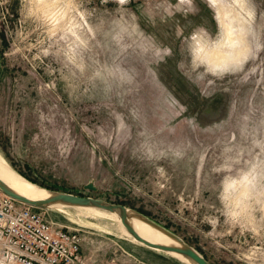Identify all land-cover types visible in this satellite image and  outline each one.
<instances>
[{
	"label": "rangeland",
	"instance_id": "rangeland-1",
	"mask_svg": "<svg viewBox=\"0 0 264 264\" xmlns=\"http://www.w3.org/2000/svg\"><path fill=\"white\" fill-rule=\"evenodd\" d=\"M40 1L0 0L3 161L38 187L130 208L209 264H264V0H195V15L178 0ZM218 11L244 41L215 77L192 71L180 27L215 36ZM153 40L173 56L158 62ZM42 214L78 231L86 264H183L110 217Z\"/></svg>",
	"mask_w": 264,
	"mask_h": 264
},
{
	"label": "built area",
	"instance_id": "built-area-1",
	"mask_svg": "<svg viewBox=\"0 0 264 264\" xmlns=\"http://www.w3.org/2000/svg\"><path fill=\"white\" fill-rule=\"evenodd\" d=\"M0 191V264H86L81 238Z\"/></svg>",
	"mask_w": 264,
	"mask_h": 264
},
{
	"label": "clouds",
	"instance_id": "clouds-1",
	"mask_svg": "<svg viewBox=\"0 0 264 264\" xmlns=\"http://www.w3.org/2000/svg\"><path fill=\"white\" fill-rule=\"evenodd\" d=\"M179 4L186 6V15H195L198 12L195 0H178ZM214 5L216 0H207ZM175 15V13H173ZM213 19H217L214 14ZM226 25L223 30L217 25V35L213 36L209 29L203 25L194 26L185 34L180 27L189 65L193 72L220 77L234 70L243 58L244 29L239 21L225 17ZM151 51L158 58V62H166L173 56L171 46L153 40Z\"/></svg>",
	"mask_w": 264,
	"mask_h": 264
},
{
	"label": "water",
	"instance_id": "water-1",
	"mask_svg": "<svg viewBox=\"0 0 264 264\" xmlns=\"http://www.w3.org/2000/svg\"><path fill=\"white\" fill-rule=\"evenodd\" d=\"M87 189H93V188L91 186H87ZM45 190H47L51 194L48 198L44 200L32 201V200H27L13 193L2 182H0V191L4 193L6 196L10 197L11 199L21 204L33 207L35 209H41V210L52 209L50 208L51 206L55 204H59L61 206H64V208H92V209L100 210V211L107 212V213H114L118 217L119 223L124 228V230L127 232V234H129V236L133 240H135L137 243L141 244L142 247L150 249V250H154L157 252H161L164 254L165 253H176V254L183 256L184 258H186L193 264H209L195 250L187 246L177 236L173 235L172 233H170L163 227L157 225L156 223L152 222L147 217L143 216L142 214L130 208H127L119 204L107 203V202H104L98 199H91L88 197H79V196H75V195H71L67 193L48 190V189H45ZM126 209L131 210L139 218H141L143 221L147 222L148 224L161 229L163 232L168 234L172 239H174L179 244V246L171 247V246L153 244V243H150L140 238L126 222V219H125Z\"/></svg>",
	"mask_w": 264,
	"mask_h": 264
},
{
	"label": "bare ground",
	"instance_id": "bare-ground-1",
	"mask_svg": "<svg viewBox=\"0 0 264 264\" xmlns=\"http://www.w3.org/2000/svg\"><path fill=\"white\" fill-rule=\"evenodd\" d=\"M51 0L49 1H40V8L42 10H48L50 7ZM221 7V6H220ZM50 11V10H49ZM223 11H218V20L220 25L223 27L226 25V21L222 18L221 14ZM220 16V17H219ZM0 182H2L9 190L13 193L27 199V200H44L48 198L51 194L47 190L33 185L32 183L28 182L26 179L22 178L18 175L13 169H11L0 157ZM52 209H59L64 208L59 204H55L51 206ZM81 212L89 213L95 216H105L110 217L113 221H115L121 227V230L127 234L124 228L119 223L118 217L114 213L103 212L100 210L92 209V208H76ZM44 211V210H43ZM125 219L127 224L133 229V231L142 239L153 243L159 244L163 246H171L177 247L179 244L172 239L168 234L163 232L161 229L154 227L147 222L143 221L139 218L135 213L131 210L126 209L125 211ZM166 255L178 260L183 264H193L183 256L176 254V253H165Z\"/></svg>",
	"mask_w": 264,
	"mask_h": 264
},
{
	"label": "crops",
	"instance_id": "crops-1",
	"mask_svg": "<svg viewBox=\"0 0 264 264\" xmlns=\"http://www.w3.org/2000/svg\"><path fill=\"white\" fill-rule=\"evenodd\" d=\"M80 251H81V248H80ZM82 255V254H81ZM83 257V256H82Z\"/></svg>",
	"mask_w": 264,
	"mask_h": 264
},
{
	"label": "trees",
	"instance_id": "trees-1",
	"mask_svg": "<svg viewBox=\"0 0 264 264\" xmlns=\"http://www.w3.org/2000/svg\"><path fill=\"white\" fill-rule=\"evenodd\" d=\"M43 188V187H42ZM46 189V188H45Z\"/></svg>",
	"mask_w": 264,
	"mask_h": 264
}]
</instances>
